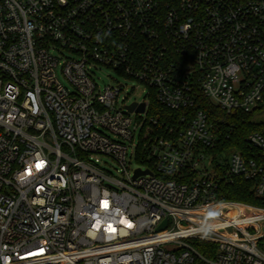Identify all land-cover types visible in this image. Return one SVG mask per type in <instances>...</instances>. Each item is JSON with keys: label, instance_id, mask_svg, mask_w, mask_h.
Listing matches in <instances>:
<instances>
[{"label": "built area", "instance_id": "obj_1", "mask_svg": "<svg viewBox=\"0 0 264 264\" xmlns=\"http://www.w3.org/2000/svg\"><path fill=\"white\" fill-rule=\"evenodd\" d=\"M199 97L264 108V0H0V264H264V132L214 155ZM217 165L262 206L219 201Z\"/></svg>", "mask_w": 264, "mask_h": 264}, {"label": "trees", "instance_id": "obj_2", "mask_svg": "<svg viewBox=\"0 0 264 264\" xmlns=\"http://www.w3.org/2000/svg\"><path fill=\"white\" fill-rule=\"evenodd\" d=\"M197 108L207 112L213 124L219 131L220 141L212 153L220 155L225 151L241 149L249 151L251 147L247 144V136L255 131L264 132V123H256L253 121V115L230 116L213 105L204 97H199ZM150 114L154 117H161L167 125H175L179 117L178 114L167 110L159 105L156 100H152L150 104ZM136 162L142 166L145 165L140 159ZM225 162V160H224ZM216 172L219 178L218 183V200L222 202L242 203L250 206H262L261 202L255 197L253 192V183L244 178H223L224 170L216 166ZM191 245L204 258L210 260L217 255V247L215 244L203 241H191ZM196 264H207L199 260Z\"/></svg>", "mask_w": 264, "mask_h": 264}, {"label": "rangeland", "instance_id": "obj_3", "mask_svg": "<svg viewBox=\"0 0 264 264\" xmlns=\"http://www.w3.org/2000/svg\"><path fill=\"white\" fill-rule=\"evenodd\" d=\"M100 77V84L103 85H109L114 84V80L119 81L124 85V90L122 91L120 95V102L119 104L125 103L127 105L137 101H141V92L139 90H133L134 87L138 88L137 84L131 80H128L126 78H123L121 76H118L115 72L111 70H103L102 72L98 73L97 75ZM124 100V101H123ZM253 121L256 123H264V108L261 109L259 112H256L253 114ZM231 156V153H226L225 156H223L225 159L229 160ZM131 169L135 170L137 168H140L139 164L133 160L131 164Z\"/></svg>", "mask_w": 264, "mask_h": 264}, {"label": "water", "instance_id": "obj_4", "mask_svg": "<svg viewBox=\"0 0 264 264\" xmlns=\"http://www.w3.org/2000/svg\"><path fill=\"white\" fill-rule=\"evenodd\" d=\"M144 108H145V105L144 104H142V105H140V106H137L136 104H134V105H132V106H129L127 109H128V111L129 112H132V111H136V112H140V113H142L143 111H144ZM140 173H142V174H147L148 172L146 171V172H140V171H138L137 172V174H140ZM166 228V222H164L160 227H159V231H162V230H164Z\"/></svg>", "mask_w": 264, "mask_h": 264}]
</instances>
